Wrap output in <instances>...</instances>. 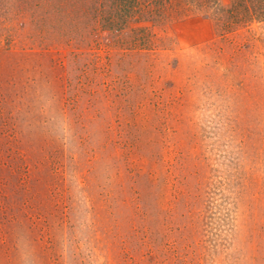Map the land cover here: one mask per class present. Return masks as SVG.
<instances>
[{
  "label": "rangeland",
  "instance_id": "1",
  "mask_svg": "<svg viewBox=\"0 0 264 264\" xmlns=\"http://www.w3.org/2000/svg\"><path fill=\"white\" fill-rule=\"evenodd\" d=\"M0 264H264V0H0Z\"/></svg>",
  "mask_w": 264,
  "mask_h": 264
},
{
  "label": "trees",
  "instance_id": "2",
  "mask_svg": "<svg viewBox=\"0 0 264 264\" xmlns=\"http://www.w3.org/2000/svg\"><path fill=\"white\" fill-rule=\"evenodd\" d=\"M259 18H263L262 16H261V14H260V17Z\"/></svg>",
  "mask_w": 264,
  "mask_h": 264
}]
</instances>
